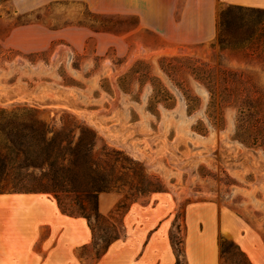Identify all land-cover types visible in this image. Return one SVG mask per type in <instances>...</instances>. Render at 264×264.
<instances>
[{
    "label": "rangeland",
    "instance_id": "1",
    "mask_svg": "<svg viewBox=\"0 0 264 264\" xmlns=\"http://www.w3.org/2000/svg\"><path fill=\"white\" fill-rule=\"evenodd\" d=\"M263 17L261 9L233 8L225 15L228 27L220 14L214 39L168 45L139 28L136 15L93 12L73 0L18 12L11 0H0L1 35L15 23L44 25L18 31L8 45L0 41V107L34 108L52 129L56 156H64L53 168L70 177L60 187L64 204L81 210L93 201L86 191L98 190L100 211L124 223L98 258L102 241L94 242L89 220L61 210L59 264H118L123 251L130 258L122 264H156L160 242L144 251L160 226L169 234L173 264H188V249L210 232L264 264V147L237 138L239 97L225 106L223 119L209 116L210 91L202 81L223 67L264 92V50L251 49L246 39L249 24ZM18 170L44 182L52 172L47 163ZM42 192L35 200L56 198ZM23 194L2 193L0 201L26 200Z\"/></svg>",
    "mask_w": 264,
    "mask_h": 264
},
{
    "label": "crops",
    "instance_id": "2",
    "mask_svg": "<svg viewBox=\"0 0 264 264\" xmlns=\"http://www.w3.org/2000/svg\"><path fill=\"white\" fill-rule=\"evenodd\" d=\"M11 1L16 11L28 12L47 2L59 0ZM73 1L84 2L93 12L136 15L139 28L149 30L168 45H189L214 39L218 33L220 11L226 4L264 7V0ZM34 26L43 28L44 25L40 21L31 20L15 23L5 30L3 35L0 34V41L8 45L13 34ZM55 30L56 28L50 31ZM2 193L14 192H0ZM43 193L24 192L23 197L26 200L19 202L0 201V264H59L61 208L56 198L46 196L47 201L35 200L42 197ZM45 228L48 230L46 235ZM156 242H160L162 246L156 264H173L176 257L172 243L167 230L162 226L151 233L145 244L144 254L148 249H152ZM120 246L121 242L118 240V247ZM46 247L48 250L45 253ZM246 251L255 264H263L255 259L250 250ZM127 252H120L118 264H122L121 261L126 259L129 261L130 252ZM187 253L188 264H220L218 234L210 232L206 242H195Z\"/></svg>",
    "mask_w": 264,
    "mask_h": 264
},
{
    "label": "trees",
    "instance_id": "3",
    "mask_svg": "<svg viewBox=\"0 0 264 264\" xmlns=\"http://www.w3.org/2000/svg\"><path fill=\"white\" fill-rule=\"evenodd\" d=\"M227 6L226 9L222 8L220 13L223 17L222 28L224 25V27L229 26L230 21L227 23L225 15L233 8H238L241 12L260 9L264 11L263 7L257 9L254 6L242 4ZM249 28H251V33L246 38L250 40L249 47L253 50L258 48L264 50V17L250 23ZM257 29H259L258 33ZM205 77L202 81L210 91L209 116L223 119L225 106L239 97L236 104L238 108L236 136L247 144L264 147V92L254 86L247 88L246 84H243V74L237 70L222 67L213 73L208 71ZM33 110L34 108L20 105L16 108L0 107V192L54 191L57 202L64 213L82 215L89 220L94 242L97 238L102 241L99 243L100 247L96 254L99 258L120 237L123 220L117 219L113 213L104 214L100 211L98 190L86 191L87 197L93 198V201L89 202L90 204H80L81 210L64 204L60 192L65 189L60 187L63 181L70 177L56 173V168H53L57 162L56 159L58 157L64 159V156H56V137L48 136L47 132L52 129L45 128L44 124L35 117ZM68 141L72 142V140ZM43 145H45V150ZM44 163L52 169V172L49 171L44 175L47 182H44V179L40 180L32 172L18 170L28 165L42 167ZM121 206L118 204L114 213L119 212ZM99 230H104V232L101 234ZM220 245L221 258L224 259L221 264H255L239 243L224 240L220 242Z\"/></svg>",
    "mask_w": 264,
    "mask_h": 264
}]
</instances>
